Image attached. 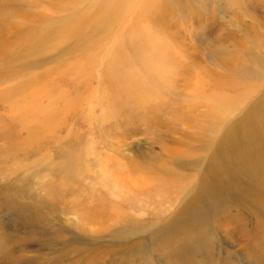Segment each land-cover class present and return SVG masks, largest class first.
<instances>
[{
    "label": "rangeland",
    "instance_id": "374dc122",
    "mask_svg": "<svg viewBox=\"0 0 264 264\" xmlns=\"http://www.w3.org/2000/svg\"><path fill=\"white\" fill-rule=\"evenodd\" d=\"M111 2L0 0V264H264V0Z\"/></svg>",
    "mask_w": 264,
    "mask_h": 264
},
{
    "label": "bare ground",
    "instance_id": "6f19581e",
    "mask_svg": "<svg viewBox=\"0 0 264 264\" xmlns=\"http://www.w3.org/2000/svg\"><path fill=\"white\" fill-rule=\"evenodd\" d=\"M112 2H113V0H112ZM111 2V3H112ZM51 112H48L47 113V115L48 116H50L49 114H50ZM215 185V183L214 182H212V181H210V180H208V179H206L204 182H203V189H204V191H203V193H209V191H217V187L218 186H214ZM218 192V191H217ZM195 202V201H194ZM196 204V203H195ZM183 214V213H182ZM186 218V217H185Z\"/></svg>",
    "mask_w": 264,
    "mask_h": 264
}]
</instances>
